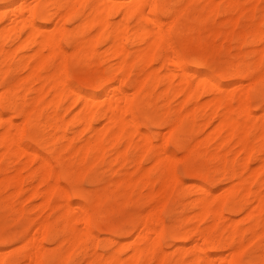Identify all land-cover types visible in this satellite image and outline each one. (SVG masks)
Segmentation results:
<instances>
[{
  "label": "bare ground",
  "instance_id": "obj_1",
  "mask_svg": "<svg viewBox=\"0 0 264 264\" xmlns=\"http://www.w3.org/2000/svg\"><path fill=\"white\" fill-rule=\"evenodd\" d=\"M181 2L182 5L177 7V2L174 0H0V128H2V131H0V147L4 149V152L0 154V163L5 157L16 158L19 155L29 156L31 162L37 158L42 159L43 164L34 170L33 174L34 176H40L41 183L39 185L47 184V187L45 189L35 188L32 195L42 196L43 205L50 207L53 199L56 198L55 195L58 194V200L60 201V197L62 199L55 205L60 210L58 211L60 215L57 218H59V223L60 218H64L63 221L65 220V231L63 230V234L59 233L61 235L56 234L53 227L56 224H54V221L52 223L50 218H44L42 221H38L37 224H32L31 226H33L36 233L32 234V236H27L22 241L26 242L27 246H24L22 251L19 250L21 257L10 256L1 251L0 264H46L50 260V255H52L44 246L43 240L46 238H60L59 249H62L60 250L61 252L64 249V256L61 261L58 260L61 264L69 263V259L74 255L77 245H88L89 239L93 236L91 209L98 204H102L103 201L108 199V196L97 195L95 200V195L80 188H76L74 196H70L65 190L66 188L61 186L60 180L63 178L74 180V171L81 166L79 168L81 169L80 172L78 170V175L85 177V179L87 177L91 181L95 180V167L106 156L108 145L114 152L116 161L121 158H128L130 146L133 148V145H135V147L142 150V154L136 158L137 163L135 162L139 172L137 181L147 182L146 185H156L157 183L155 181L156 178L153 179L152 177L151 169L144 166L145 153L152 151L150 159L153 161L154 167L158 166L162 170L159 194L162 196L169 195V192L173 190L178 182V176L175 174L173 167L175 166L177 154L170 153L166 157L165 155L167 154L165 152L168 150L166 144L172 142L179 149L187 150L189 144H187L188 140L186 139L189 137L187 138L188 135L186 134L190 133L191 136H196L200 132L192 125H196L199 115L202 116L205 112L208 114L207 111H211V113L206 116L208 120L203 122L205 126L217 120V124L212 125L213 131L211 134L213 138L220 140V146H226L225 144L230 141L235 142L239 150L234 157L238 154L240 156V153L241 155L244 153L245 157L242 158L244 160L241 161L242 163L240 162L241 168H239L238 165L234 164L238 156L237 158L233 157L234 160L224 155V157H221L219 146L217 149L220 153L213 151L211 154L215 159L219 155L218 159L220 157L221 159L225 158L224 160L222 159L224 169H221V167L220 170H224L233 180V183L228 185L230 187L226 186L228 188L224 191L222 190L223 188L221 189L223 191H220V193L222 192L221 194H216V190L208 186V183L214 177L211 173L213 171L212 168L206 167L207 165L205 166L206 168H204V165L202 167L201 165L200 167L198 165L192 166L191 173L200 178L202 182L196 183L197 194L192 198V202L190 201L192 205L188 204V207L192 206L191 208L196 210V215L200 220L212 218L214 219V224L205 230L196 227L193 229H181L182 231L177 228H170L171 226L169 225L170 230L168 233L170 238L177 243L179 255L182 257L187 256L189 253L194 255L190 264H242L240 253L244 246H238V241L242 242L244 239L242 240L241 235L238 240V234H244L247 229L244 230V227L239 223L240 221L238 222L232 216H226L225 209L230 215H233L237 211L248 209L252 205V199H254L257 204L255 208H250L251 210L247 213V220L251 224L247 232L253 231L254 235L260 236L258 228L261 224H263L264 228V178H262L263 181L258 189L254 188V184L264 174V155L259 154H264V53H259V49L255 47L256 49L253 52L258 57L255 56L257 59L255 62L257 63L253 64L254 59L251 57L247 58L250 52L247 56L246 53L248 51H244V56H247L244 57V61L239 59L241 62L238 60V62L236 61L237 63L235 62L236 64L230 62L229 66L226 65L222 68L218 78H215L209 70L203 68L207 65L208 59L206 60L204 55L196 53L190 57V62L195 65V68L192 71L189 70L188 62L182 57L183 55L178 54L172 48V44L170 45L172 49L169 47V35L171 32L175 31L180 33L181 36L184 35L183 32H187V29L184 30L185 24L190 21H193L191 22L193 24L194 18H197L196 15L193 18V15V19L190 18V21H185V24H183L180 20L184 17L183 13L185 12L186 14L190 10L187 8L191 3L193 5V0H181ZM202 2L203 6L200 14L198 13L199 18L205 15L203 13L205 11L209 15L212 12L217 13V10L221 8V5L216 3L215 0H203ZM226 3L225 9L227 10H237L241 4L240 0H227ZM229 12L232 11L229 10ZM116 15H121L122 18L120 20L113 19ZM68 21H76L75 24H77L74 29L71 30L67 27L66 22ZM258 21V24L255 23L256 26H254L253 31L249 35L244 36L246 33L243 34L244 42L252 38L253 41L251 40V43L264 41V22ZM200 22L198 25L204 26ZM49 23H54L52 28H50L51 25L48 26ZM194 26L196 28L197 25ZM200 26L198 28L199 31ZM95 28H98L97 34L94 37H90L91 31ZM235 35L233 33L234 37ZM240 38L242 39V35ZM63 40H73L74 45H72L73 49H71L73 51H70L71 53L63 48ZM189 40H193V38L191 39L190 37ZM16 41L18 43L14 48L9 46V42ZM103 43L107 44L108 47L105 50V54L100 57V46ZM261 49L263 52L264 47ZM255 54H250V56L254 57L253 55ZM99 57L100 59H105V61H111L110 66L98 77L99 84L95 88L88 90L75 86L68 78V73L71 71V69L69 71V60L71 59L75 62L74 65H85L93 63ZM112 61L114 62L113 64ZM158 62H160V67L154 69L153 65ZM139 64L143 68L141 72L138 71L140 76L135 78L133 71L135 72ZM144 64L149 67L144 68ZM163 69L164 71L166 70L167 74L162 73ZM19 70L25 71L26 74L14 79V74ZM228 75L233 78L231 81L232 85H230L235 87L234 90L229 89V84L228 86L226 85L227 87L222 85L223 81L221 82V79H226ZM230 76L228 79H230ZM248 77H252L254 80L252 84L250 83L251 87L249 89L245 88L244 85V79ZM177 79L179 82L175 83ZM36 81L43 83L37 89V93L34 86ZM159 84H164L165 88L161 89L163 92H158L160 94L159 97L156 95L158 98L155 100L156 103L159 98L164 99L166 97L164 95H171V93L172 95L180 94L184 97L178 113L172 114L173 109L169 111L171 114L168 115L167 110L174 107L163 109L168 115L167 118L166 116L164 118L161 117L159 113L163 114V112H157V107L154 105L155 102L152 103L153 89ZM47 85L49 86L48 92L45 89ZM209 85H213L214 88L208 87ZM132 88L134 90L133 93L130 91ZM250 91L251 94L255 93L260 98L259 114L248 103L250 98L247 100V97ZM209 92L213 93L214 97L212 99L206 100L193 111L189 110L191 102L207 93L209 94ZM48 93L53 95L52 99L47 97ZM171 96L168 98L170 102H172ZM251 96L254 98V95ZM68 98L73 99L71 106L77 108V111L75 110V114L71 118L66 119L59 111L63 108L62 105ZM234 103H237L235 104L236 106ZM165 104L163 107H165ZM149 106L154 107L153 109L151 108L152 112H157L160 117L152 114ZM156 106L160 110L159 106L161 105ZM49 107L55 108L53 114H47V112L45 114L46 109ZM201 109H203V114H201ZM18 116L23 118L21 123L17 121ZM259 118L260 122L258 124L255 119L258 120ZM148 122L157 126L167 125L169 127L167 138L165 135L163 136L166 139V144H164V140V145L159 146L158 149L154 148L158 146L156 141L159 138V133L146 131L144 127ZM99 124L102 125L101 128H99ZM71 125H82V131L89 133L87 138L81 139L82 143L79 145L75 143L76 135L70 136L69 127ZM202 127L204 126L202 125ZM25 129L30 132L32 143L19 145L18 142L21 140L23 132H26ZM253 129L259 131V135H256L263 141L260 148L256 139L252 138ZM82 131L81 133H83ZM137 134L140 136L139 140H136ZM196 139L197 142L195 141L193 148L199 147L202 151L203 143L198 141L197 136ZM123 141H126L128 146L130 145L129 149L127 148L128 146L121 149L120 145ZM223 147L220 149L222 150ZM193 148L187 151L193 153L195 150ZM111 150L108 153L112 154ZM199 151L198 149V154H202ZM215 152L217 153L214 154ZM65 153H68L73 160L75 159L76 162L74 163L79 166L75 164L78 167L74 168V164L71 161L72 165L69 167L65 165V167L63 165L65 163L64 158H68L67 154L65 157ZM192 153L189 152V158ZM210 153L207 157L210 156ZM183 154L185 153L183 152ZM194 154H192V157ZM201 154L199 155L201 156ZM259 157L262 159V164H259L260 166L256 169H251V163L257 158L259 159ZM52 158L58 161L61 169H55L54 164L51 162ZM229 159L233 160L232 163ZM236 163L239 162L237 161ZM238 168L241 170H238ZM249 169L252 171L247 176L245 172ZM118 181H116L118 183L116 186L123 185L125 187L127 185L129 187L136 180L130 175L123 179H118ZM22 183L23 178L17 171V174H14L11 178L10 184L17 189L18 193ZM110 184L112 183L110 182ZM71 193L73 195V192ZM157 193H150V197L155 199L156 196H159ZM238 194H241L240 199L237 198ZM109 198L111 199V197ZM92 202L94 205H92ZM183 206L185 205L183 204ZM51 208L53 209V207ZM157 208L161 209L160 206ZM157 208L155 210L158 214ZM187 208L185 207V210ZM100 213L99 215H101ZM185 213L183 212L176 219L188 222L190 215ZM225 220L230 221V224L222 226L221 222ZM139 221L138 231H122L115 226V232L120 237L119 239L129 236L132 238L133 234L137 235L127 245L122 243L120 251L131 252L136 264H151V260L154 258H158V264H168L166 249L162 243V237L167 233L164 223L153 212H148ZM81 223H84V228L82 229L79 228ZM133 226V229H135L137 224L134 223ZM220 227V235L217 234L218 240L216 234H214L215 240L212 232ZM236 237L238 240L237 244ZM200 238L203 243H199L198 239ZM190 240L195 241L194 252L186 247V243ZM226 243L227 246L229 245L233 248L231 254H227L228 256L224 255L222 251ZM209 248L218 250L216 254H204L203 256L196 251V249L205 251ZM95 250V253H100L98 249ZM101 251L103 252V250ZM16 253L18 254L19 252ZM101 255L100 253L92 264H95V262L97 264H116L118 261L116 256L119 257L118 252L107 257V259ZM257 256L259 257L258 254ZM256 257H251L248 264H255L257 262Z\"/></svg>",
  "mask_w": 264,
  "mask_h": 264
},
{
  "label": "rangeland",
  "instance_id": "obj_2",
  "mask_svg": "<svg viewBox=\"0 0 264 264\" xmlns=\"http://www.w3.org/2000/svg\"><path fill=\"white\" fill-rule=\"evenodd\" d=\"M174 1L177 2V7H180V5H182L181 0H174ZM202 1L203 0H193V5L191 3L192 7L190 5L187 8L190 10H188V11L186 10L187 11L186 14H185V12L183 13L184 17L182 20H180V21H182L183 24H185V21H187V22L190 21L191 20L190 18H192L193 15H194L193 18L195 17V15L197 16V18L196 17L194 18L193 24L191 23L193 21H190V22L185 24L186 27L189 25L187 28L183 26L185 28L184 30L187 29V32H183L184 35L181 36L180 33L173 31L169 35V41H170L169 47L171 48V46H173L172 48L174 50H176L178 52V54H180L181 56L183 55L182 57L185 58V60H187V62H188L189 70L192 71L195 68V65L190 62V57L196 53L200 54L202 56L204 55V58L206 60L208 59L207 65L204 66L203 68L209 70L215 78H218L220 76L222 68H224L226 65H228V64L230 65L233 62H234V64H236L239 59L244 61V59H245L244 57H247L249 52L251 55L255 54L253 52L254 49L258 48L259 53H264V49H263V52L261 51L262 50L261 48L264 47V41L263 42L260 41L257 43L256 42L251 43L250 41L251 40L253 41V38L249 39L247 42H244V39H243L244 36L249 35L253 31L254 26H256L255 23H257L258 20H259L258 22H260V20L264 22V0H240L241 4H240L239 9H237V10L225 9L226 4H227L226 3L227 0H215V2L218 3L219 5H221V8L222 7L223 8L222 9L220 8V10H217V13L212 12V14H209V15L207 14L208 12L205 11V12H203V13H205V15H203L201 18H199L200 10H201V7L203 6ZM195 8H198V9H195ZM194 10H196V11H194ZM229 10L232 12H229ZM213 13H215V14H213ZM185 16H187L189 18H187ZM121 18H122L121 15H118V16L116 15L113 19L120 20ZM195 19H196V21H195ZM204 21H206L205 24H204ZM68 22H66L67 27L71 30L74 29V27L77 24V23L75 24L76 21H68ZM199 22L201 24L203 23L204 26L198 25ZM53 24L54 23H49L48 26L51 25L50 28H52ZM194 25H197L196 26L197 29L194 28L195 27ZM199 26H200V31L198 29ZM191 31H193V32H191ZM196 31H198V32H196ZM97 32H98V28L93 29L91 31L90 37L91 36L94 37L97 34ZM233 33H234V35L236 34L235 37L233 36ZM244 33H246V34H244ZM198 34H201V35H198ZM243 34H244V36H243ZM203 35H204V37H203ZM241 35H242V39L240 38ZM190 37H191V39L193 38V40H189ZM174 38H175V41L177 40L176 42L174 41ZM188 40H189V43H188ZM17 43H18V41L9 42V46L10 47L12 46L14 48V46H16ZM247 43H249V44H247ZM72 45H74L73 40L72 41L71 40H69V41L63 40L62 41L63 48L65 50H67V52L69 51V53H71L70 51H73ZM107 47H108L107 44H104V43L101 44L100 51H99L100 57H102L105 54V50L107 49ZM171 49H170V51H171ZM244 51H248L246 53L247 56H244V53H245ZM241 52H242V54H241ZM250 54H249V57H247V58L251 57L252 59H254L253 64L257 63L255 61H257L256 57H258V55L255 54V55H253L254 57H252V56H250ZM100 57L96 58L95 61H93V63L85 64V65H83V64L82 65L81 64H75L74 65L75 62H73L70 59L69 60V71H70V69H71V71L68 73V78L70 79V81L75 86H78L79 88H82L84 90L95 88L99 84L98 83L99 81L97 80L98 77L101 74H103L105 72L106 68H108L111 64V61L110 62L108 60L105 61V59H103V58L100 59ZM252 59H250V60H252ZM241 60H239V62H241ZM113 63L114 62L112 61V64ZM153 66H154L153 67L154 69L159 68L160 62L155 63ZM146 67H149V66L145 65L144 68H146ZM142 68H143V66H141V64H139L137 66L135 72L133 71V73H134L133 75L135 76V78H136V76H140L138 74H139V72H141ZM163 71H164V69L162 70L163 74H167L166 70L164 72ZM136 73H137V75H136ZM25 74H26L25 71L19 70L17 73L14 74L13 77H14V79H18L19 76H24ZM134 76H132V77L134 78ZM229 76L230 75H228L226 77V79L225 78L221 79V82L223 81L222 85L224 87L226 85L228 86V84H229V86H228L229 89L234 90L235 87L231 86L232 85L231 81L233 80V78L230 76V79H228ZM15 77H17V78H15ZM253 81L254 80L252 77L245 78L244 79L245 88L249 89L251 87L250 83L252 84ZM178 82H179L178 79L175 80V83H178ZM42 85H43V83L41 81L34 82V86L36 88L35 92ZM208 87L214 88L213 85H209ZM162 88H165L164 84H159L153 89V96H152L153 102L151 101L152 103H154L155 100L158 99L157 97L160 96V94H158V92L159 91H160V93L163 92ZM45 89L48 92L49 86L48 85L45 86ZM209 89H212V88H209ZM130 91H132V93H133L134 92L133 88L130 89ZM0 92H1V89H0ZM249 93L251 94V91ZM250 94L247 97V100H249V98H250V101L248 103L252 107V109H254L258 113L260 110L259 109L260 98L255 93L251 94V95H254V98ZM156 95H157V97H156ZM171 95H172V93H171ZM171 95L170 94L164 95L167 98L164 97L163 95H161L162 97H164V99L159 98L157 103L156 102L154 103L155 107H157V112L158 111L163 112V114L159 113L161 115V117H163V118L165 116L167 118L168 115L171 114L169 111H172L174 109L175 112L172 111L173 112L172 114H174V113H178V110L181 108L184 97L180 94H178V95L175 94L172 96ZM170 96L172 97V99H171L172 102H170L169 101L170 99H168ZM47 97L49 99H52L53 95L51 93H48ZM213 97H214L213 93L209 92V94L207 93V94L201 96L199 99H195L193 102L190 103L189 110L193 111V109L198 107L200 104H202L206 100L212 99ZM167 102H170V103L165 104ZM72 103H73V99L68 98V100L65 101V103L63 104L64 106L62 105L63 108L59 111L61 115L66 117V119L71 118L75 114V110L77 111V108H74V106H71ZM164 104H165V107H163ZM235 104H237V103H234V105ZM156 105H161V106H159L160 110H158V106H156ZM70 106H71V108H70ZM149 107H150L149 110L152 112V110H151L152 107L151 106H149ZM168 107L169 108L174 107V108L167 110L168 111L167 112L168 115H167L166 112L163 111V109L165 108V110H166V108H168ZM155 110H156V108H155ZM176 110H177V112H176ZM201 111H202L201 114H203V109H201ZM46 112H47V114H53L55 112V108L49 107L48 109H46L45 114H46ZM157 112L154 113V111H153L152 114H156V116L160 117V115H157L158 114ZM164 113H165V115H164ZM207 113L208 114H206V112H205L203 114L204 117H203V115L202 116L199 115L200 119H199V117L197 118L198 121H196V123H195L196 125L191 124L194 128H197V131H200L199 133L197 132L198 134L196 136L198 137V141H201L203 143V147L201 146L203 148L202 151H201V148H199V147H196L197 149L193 148L195 146L194 143L197 140L196 136L193 135L195 137L194 138L193 136L190 135V133L186 134V135H188L187 138L189 137L188 139H186V140H188L187 144H189V145L191 144L190 146L188 145L187 150H189V149L191 150V148H193V149H195L193 151V153L191 151H189V152L192 154L196 153L194 155H197L198 154L197 150L199 149L202 152V154L199 153V154H201V156L198 154L197 156L193 155V157H192V154H190L191 157L189 158L188 157L189 152L187 150L179 149L172 142H169L168 144H166V139H164L163 136L165 135L166 138L168 136L169 127L167 125L157 126L151 122H148L147 125H145V127H144V129L146 131L159 133V138L156 141L158 146H156V148H154V149H158L159 146L166 144L167 148H168V150H167L168 153L165 152V154H167V155L164 154L166 157L170 153L171 154L175 153L178 155V156L176 155L175 164H174L175 166H173L174 172L178 176V182L175 184L173 190L169 192L170 194L169 195L166 194L167 196L166 195L162 196L159 194V189L161 187L162 170H161V168L159 169L158 166L154 167V163L150 159V155H151L152 151H148L145 153V159L146 160L144 161V166L146 168H150L152 171L151 174H152L153 179L156 178L155 181L157 183H156V185L154 184L155 186L151 185V184L146 185L147 182H144L145 183V185H144L143 182L137 181V178L139 176L138 175L139 172L137 171V164H136L137 160H136V158H138V156H140L142 154V150L135 147V145H133L134 146L133 148H132V146L129 145L130 146V149H129V146L126 144V141H123L120 146H121V149L122 148L124 149L128 146L127 148L131 151V152L130 151L128 152L129 153L128 158H126V159L121 158V159L116 161L115 157H114L115 154H114V152H112L111 147L108 145L112 154L110 152H109L110 154L108 153V151H110L108 148V151L106 152V156L103 157V159H101L99 161V163H101V164L98 163L95 167V170H94L95 171L94 172L95 180H93V181L89 180L87 177L85 179V177L79 176L78 173L81 170L79 168H81L82 166L78 167L79 165L77 163H74V162H76L75 159L73 160V158L69 157L68 153H65V157L68 155V158H66V159L64 158L65 163L63 165L64 166L66 165L69 167L70 165L74 164L73 165L74 168L78 167L75 169V171L73 169L74 174H75L74 180L73 179L72 180L67 179V178H63V179L60 178L61 179L60 183L62 184L61 186L66 188L65 190L67 191V193L70 196H74L75 189L80 188V189H83L85 191H89L93 195H95V200H96L97 195H101V196L104 195V197L108 196V199L103 201L102 204H98L91 209L92 210V216H93V220H92L93 236L91 237L92 239L91 238L89 239V241L87 243L88 245H86L84 243L87 247L85 245H83L84 246V248H83V246H81V244L77 245V247L75 249V253L69 259L68 264H92L95 261V259H97V257H99L100 253L102 254L101 256H104L103 258L107 259V257H110L117 252L119 253V257L116 256L118 259L116 264H136L135 259L132 258V253L129 251H125V250L120 251V248L122 247V243H125V245H127V243L130 242L132 240V238L135 239L137 235L133 234L132 238L129 236V237H124V238L119 239L120 237L117 235V232H115V230H116L115 226L120 228L122 231H130V230L138 231L139 225H140L139 224L140 218L142 216L146 215L148 212L149 213H151V212L155 213V215L158 216V218H160L161 222L164 223V226H165L167 233L162 237V243H163V247H165V249H166V254L168 257V264H182V263L183 264H190L191 259L194 257V255L192 253H189L185 257H182L181 255H179V252L177 251V243L175 241H173L169 236V233H168V231L170 230L169 227L171 226L170 228H177L180 231L185 230V229H193L196 227L200 228L201 230H205L209 226L214 224V219H212V218H210L209 220L208 219H206V220L201 219L200 220V218H198L196 215V213H197L196 210H194V208H191L192 206L188 207L189 205H192V204H190L193 200L192 198H194V196H196V194H197L196 183L198 184V183L202 182L200 178L194 176L191 173L192 172L191 167L196 166V165H198L199 167L201 165V167H202V165H204V168H206V167L212 168V170L215 171L214 173L212 170H210L208 168L210 171H212L211 172L213 174L212 176H214L211 179V181L208 183V186L215 189L216 194H221L226 188L230 187L228 185H231L233 183V180L230 178V176L227 175L224 172V170L223 171L220 170L221 167H222L221 169H224L223 168V166H224L223 160L225 159V158L224 159L222 158L223 159L222 160L221 157L224 155V156L232 158L234 160V158H237V156H238V158H237L238 160L237 159L236 160L239 163H236L237 162L236 160L234 161L235 163L234 162L233 163L238 165L239 168H241L240 167V165L242 163L241 161L244 160L242 158L245 157L244 153L242 155L240 153V156H242V157H240L239 154L236 155V157H234L236 152L239 150V147H238V145H236L235 142L230 141L229 143L225 144L226 146L223 145L224 147L219 145L220 140L219 139L216 140L215 138H213V135L211 134L213 131L212 125H216L217 120H215L214 123H211L208 126L207 125L205 126V123H203V122L208 120L206 118V116H209L211 111L210 112L207 111ZM162 115H164V116H162ZM201 117H203V118L201 119ZM22 120H23L22 117H20V116L17 117L18 122L21 123ZM255 122H257L259 124L260 118L258 120L255 119ZM99 125H100L99 128H101L102 125L101 124H99ZM202 125L204 127H202ZM192 126H190V127H192ZM198 127H200V128L202 127V128L198 129ZM82 128H83L82 125H74V126L71 125L69 127L70 134H71L70 136L76 135L75 143L78 145L82 143L81 142L82 138H87L89 136V133L86 131H82ZM163 128H165V129H163ZM1 129L2 128H0V131H2ZM25 131H26V129H25ZM81 131L83 133H81ZM26 132H28V130ZM26 132H23L22 138L18 142L19 145H27V144L32 143V138L30 136V132H28L27 134H26ZM162 132H164V133H162ZM72 133H74V134H72ZM256 134L259 135V131H257V129H253L252 130V138L256 139L258 146L260 148L263 144V141ZM137 136L138 137H136V140H139L140 136L138 134H137ZM190 136L192 137V139H190L191 138ZM164 140H165V143L163 142ZM232 141H234V140H232ZM218 146H219V148H218ZM221 147H223L222 150L220 149ZM217 148L220 150L221 153L218 152ZM213 151H217L218 153L222 154L220 157L222 162L220 161V159H218L220 155L218 156V158L215 156L216 159L211 155L213 153ZM3 152H4V149L2 147H0V154H2ZM183 152L185 154L182 155ZM217 152H215L214 154H216ZM209 153H210V156L207 157L209 155ZM259 154L264 155L261 153H259ZM184 155H186V156L184 157ZM206 157H207V159H206ZM53 158H55V157H53ZM210 158H212V159H210ZM52 159H51V162H52V164H54L55 169L56 168H57V170L61 169L60 164H58V161L55 160L56 158L53 160ZM232 159H229L231 161V163L233 161ZM261 160L262 159L260 157H259V159L257 158L256 160H254L251 163V169L252 168L256 169L257 167H259L262 164ZM54 161H56V162H54ZM71 161H72V164H71ZM259 161H261V162H259ZM42 164H43L42 159L40 160V158H37L35 161L31 162L29 156H26V155H19L16 158L15 157H13V158L5 157V159L2 160L0 163V183H1V189H0L1 190L0 191V252L2 251L3 253H7V255H10V256L14 255V257H17V258H19V256L21 257V255H19L20 251L23 250L24 246H27L26 242H22V241H24L27 236H32V234L36 233L33 226H31V225L35 224V223L37 224L38 221H42L44 218H50L52 223H53V221L55 222L54 224H56V225L53 224L54 225L53 227H54L56 234L58 233V235H61V234H63L62 233L63 230L65 231V226H64L65 220L63 221L64 218H60V223H59V218H57V217H59L58 215H60V212H58L60 210L56 208L57 206L55 207V205H57V203H59L62 198L60 197V201H59L58 200L59 195L58 194L55 195L56 198L53 199L52 206H50V207L46 206L45 207V205H43V199H42L43 197L42 196H35V195L33 196L32 195L35 188L45 189V187H47V184L39 185L41 183V180L39 179L40 176L39 177L34 176V174H33L34 173L33 171L36 170L37 168H39V166ZM75 164H77L78 166H75ZM239 168H238V170H241ZM217 169H219V170H217ZM78 170H79V172H78ZM17 171L21 174V177L23 178V183L21 184V189L19 191L20 194H18L19 192L17 193V189L13 185L10 184L11 178L14 176V174H17ZM251 171L252 170H250V169L247 170L245 172V175L249 176ZM130 175H132L134 180H136L132 186L128 187L125 184H124L125 187L123 185L122 186H116V184H118L116 182V181H118V179H123L124 177L130 176ZM263 176H264V174L262 175V177H260L255 182V184H254L255 189H258V187H260V184L263 181L262 178H264ZM110 182L112 184H110ZM134 184H136L137 186ZM134 186H136V187H134ZM226 186H228V187H226ZM217 189H218L219 193H218ZM220 191H222V192L220 193ZM71 192H73V195H71L72 194ZM123 192H125V193H123ZM152 192L153 193L158 192L157 194H159V196H156V198L158 197L157 199L156 198L153 199L152 197H150ZM146 194H147V196H146ZM237 196H238L237 198H239V197H241V194H238ZM109 197H111V199ZM149 199H151V200H149ZM95 200H94V203H95ZM54 202H55V204H54ZM1 203H3V204H1ZM94 203L92 205H94ZM175 203H177V204H175ZM183 204L185 206H183ZM251 204H250L251 205L250 207L248 206L249 207L248 209L246 208L244 210L237 211L233 215H230L227 212V209H225L226 210L225 214H226V216H232L233 218H235V220H238V222L240 221L239 223L241 226L244 227V230L245 229L248 230V229H250L251 224L247 220V213H249V210H251L250 208H255L257 202L254 199H252ZM143 205H144V207H143ZM158 206L161 207L160 210L157 208ZM51 207H53V209ZM145 207H147V208H145ZM185 207L186 208L188 207V208L185 210ZM156 208L159 211L158 214L156 213L157 212L155 210ZM100 212H102V213H100ZM183 212H186L185 213L186 215H190V220L188 222H186V221L182 222V220L176 219V217L183 214ZM99 213L101 215H99ZM56 219H57V221H56ZM225 221L221 222L222 226L223 225L227 226L228 224H230V221H228V220H225ZM224 222H225V224H224ZM134 223L137 224V227H135V229H133ZM79 228L80 229L84 228V223H81L79 225ZM220 229H221V227L219 229L214 230L215 232L214 231L212 232L213 238H215L214 234H216V237L218 240L219 237L217 234L220 235V233H219V231H221ZM263 229H264L263 224H261L260 227L258 228V231L260 232V234H259L260 236L254 235L253 231L247 232V230L245 231V233L247 232V234H245V233L244 234H238L239 237L237 235L238 240L241 238V235H242V240L244 239L243 241L241 240L242 242H240V240L238 241L237 237H236V244L238 241V246H241V245H242V247L244 246L241 249V253H240V260H241L242 264H248V261L251 259V257H253V256L256 257L257 254L259 255V257L257 256L258 259L256 257L257 262L255 264H264V230ZM29 232H31V233H29ZM59 233H61V234H59ZM134 235H135V237H134ZM153 235H155V234L153 233ZM244 235H245V237H244ZM198 237H200V236H198ZM57 239H56V237L55 238L52 237V238H46L45 240H43V243L45 244L44 246L53 255V256L50 255V257H49L50 260L47 261L46 264H61L60 262H58V260L61 261V258L64 256V253H63L64 249H63V252L60 251V250H62V249H59L60 248V242H59L60 238H57ZM198 240H199V243H203V240L201 238ZM215 240H216V238H215ZM194 245H195L194 240L193 241L190 240L186 243V247L189 248L190 251L192 250L193 252H194V250H193ZM62 247H64V246H62ZM95 249H98V251L100 253H95V251H96ZM209 249L205 250V251L204 250L198 251V249H196V251H197V253H200L203 256L204 254L205 255L214 254V253L216 254V252L218 250V249L215 250L213 248H209ZM101 250H103V252ZM222 251H223L224 255L226 254V256H228L231 254V251H233V248H231L229 245L227 246V243H226L225 247L222 249ZM224 251H226V252H224ZM16 252H19V253L17 254ZM53 253H55V254H53ZM59 255H61V256H59ZM242 257H244L245 259ZM58 258H60V259H58ZM55 259H57V260H55ZM5 264H7V263H5ZM95 264H97V263L95 262ZM151 264H158V258L152 259Z\"/></svg>",
  "mask_w": 264,
  "mask_h": 264
}]
</instances>
